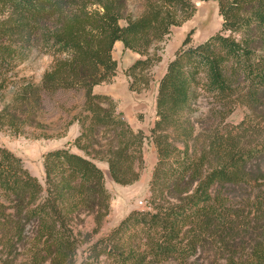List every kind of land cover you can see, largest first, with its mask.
<instances>
[{"label": "trees", "instance_id": "1", "mask_svg": "<svg viewBox=\"0 0 264 264\" xmlns=\"http://www.w3.org/2000/svg\"><path fill=\"white\" fill-rule=\"evenodd\" d=\"M130 1L0 0V131L43 127V92L82 90L84 97L73 119L81 154H43V185L0 148V264H75L71 221L91 215L95 234L109 208L94 161L106 164L116 185L138 179L142 132L92 88L114 77L118 42L144 57L127 69L128 88L137 91L135 72L159 61L149 50L191 16L193 4ZM216 4L220 31L194 46L188 34L157 81L147 209L129 212L91 243L80 264L102 256L106 264H264V0ZM31 52L52 58L38 84L12 74ZM196 88L215 108L192 120ZM237 105L251 114L226 123ZM20 250L25 258L18 261Z\"/></svg>", "mask_w": 264, "mask_h": 264}, {"label": "rangeland", "instance_id": "2", "mask_svg": "<svg viewBox=\"0 0 264 264\" xmlns=\"http://www.w3.org/2000/svg\"><path fill=\"white\" fill-rule=\"evenodd\" d=\"M129 2H131L129 0ZM193 12L180 26L171 27L168 35L162 42L149 50V56L158 57L159 61L148 69L135 72L133 87L137 91H130L128 85L131 79L127 78V69L136 59H144L135 53L123 50L121 45L114 43L111 56L115 60V75L108 84L98 85L92 92L106 95L111 99L114 115L121 119L132 131H141L144 139L141 146V161L136 165L138 179L130 185L119 186L108 177L104 162L94 161L103 174L104 187L109 194L108 212L102 220L97 233L93 234V217L81 216V222L71 221V226L78 233V243L75 264H80L86 254L87 247L95 240L106 235L129 212L147 209L148 182L155 163V151L150 142L149 129L155 120L154 98L158 79L164 73L166 64L172 60L174 53L180 48L182 41L189 34L188 45L194 46L204 42L221 29V18L217 14L216 0H192ZM131 5V3H129ZM123 25V22L119 23ZM52 58L48 55L31 52L25 61L19 63L13 70L14 78L30 80L38 84L44 71L51 66ZM8 91V88L6 92ZM196 99L191 101L192 120L203 118L214 111V104L199 90L195 89ZM7 94V93H5ZM8 94L6 95V99ZM82 90H57L41 94L40 123L37 129H25L24 134L14 135L7 130L0 131V148H3L17 157L22 167L43 185V171L41 166L42 155L48 151L65 148L69 152L81 154L73 146V140L79 133V124L73 119L81 113L83 105ZM103 105V104H102ZM249 110L245 106H235L224 121L235 125ZM100 134H98L99 137ZM99 164H105L101 166ZM140 202V204H139ZM21 250L16 253L17 260L25 257ZM107 262V261H106ZM103 256L95 262L88 259L86 264H106ZM85 263V262H84ZM160 264H177L167 261Z\"/></svg>", "mask_w": 264, "mask_h": 264}, {"label": "crops", "instance_id": "3", "mask_svg": "<svg viewBox=\"0 0 264 264\" xmlns=\"http://www.w3.org/2000/svg\"><path fill=\"white\" fill-rule=\"evenodd\" d=\"M117 44H118V42H116ZM120 44V43H119ZM97 86H95L94 88H93V90L96 88ZM99 165H101V166H105V164H99Z\"/></svg>", "mask_w": 264, "mask_h": 264}, {"label": "built area", "instance_id": "4", "mask_svg": "<svg viewBox=\"0 0 264 264\" xmlns=\"http://www.w3.org/2000/svg\"><path fill=\"white\" fill-rule=\"evenodd\" d=\"M139 204H140V202H139Z\"/></svg>", "mask_w": 264, "mask_h": 264}]
</instances>
